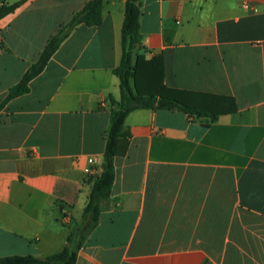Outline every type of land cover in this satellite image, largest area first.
Masks as SVG:
<instances>
[{"label":"crops","instance_id":"obj_1","mask_svg":"<svg viewBox=\"0 0 264 264\" xmlns=\"http://www.w3.org/2000/svg\"><path fill=\"white\" fill-rule=\"evenodd\" d=\"M20 3L0 17V257L46 256L65 244L104 155L119 106L113 73L125 0H103L8 99L47 39L87 0ZM146 59L161 82L216 118L138 108L96 226L74 264H264V0H139ZM94 157L98 162L88 161Z\"/></svg>","mask_w":264,"mask_h":264},{"label":"trees","instance_id":"obj_2","mask_svg":"<svg viewBox=\"0 0 264 264\" xmlns=\"http://www.w3.org/2000/svg\"><path fill=\"white\" fill-rule=\"evenodd\" d=\"M19 3L20 1L0 6V17L12 11ZM102 3L103 0H87L74 12L69 20L47 39L37 59L25 70L19 81L9 87L2 102L29 91V81L43 70L50 56L77 24L84 23L88 26L100 24ZM139 15V0H125L120 30L121 54L118 64L113 68V73L119 81V106L110 111V126L105 135L103 158L99 169L89 175L91 186L87 201L79 218L68 226L64 246L46 256L31 254L3 256L0 257V264L75 263L78 250L97 224L101 201L107 199L110 194L114 179L113 157L126 152L129 132L124 121L130 111L138 108L179 109L189 115L209 116L214 119L219 113L233 111L236 108L233 98L229 96H222L227 100L226 110L214 111L187 104L168 93L169 89L162 84L163 66L160 56L146 59L143 55L136 54L132 60L133 47L138 38Z\"/></svg>","mask_w":264,"mask_h":264},{"label":"built area","instance_id":"obj_3","mask_svg":"<svg viewBox=\"0 0 264 264\" xmlns=\"http://www.w3.org/2000/svg\"><path fill=\"white\" fill-rule=\"evenodd\" d=\"M88 161H89L91 164H93V165H97V163H98L94 157H89V158H88Z\"/></svg>","mask_w":264,"mask_h":264}]
</instances>
